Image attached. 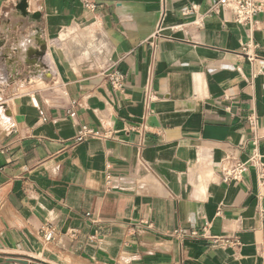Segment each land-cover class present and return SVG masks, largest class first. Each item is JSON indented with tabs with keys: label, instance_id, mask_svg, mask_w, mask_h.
<instances>
[{
	"label": "crops",
	"instance_id": "crops-1",
	"mask_svg": "<svg viewBox=\"0 0 264 264\" xmlns=\"http://www.w3.org/2000/svg\"><path fill=\"white\" fill-rule=\"evenodd\" d=\"M213 1L0 0V98L13 100L0 102V264H264V185L253 168L222 180L264 135V13L254 61L231 14L171 29ZM32 34L35 68L18 51ZM38 81L52 86L20 91ZM79 125L115 134L76 142ZM46 227L60 232L49 243ZM178 227L200 236L181 243Z\"/></svg>",
	"mask_w": 264,
	"mask_h": 264
},
{
	"label": "built area",
	"instance_id": "built-area-1",
	"mask_svg": "<svg viewBox=\"0 0 264 264\" xmlns=\"http://www.w3.org/2000/svg\"><path fill=\"white\" fill-rule=\"evenodd\" d=\"M221 13L231 14L236 23L247 28L249 31V38L242 43L241 50L250 61L257 59L255 52L259 45L252 38L251 32L256 27L255 17L264 13V0H214L204 11L201 10L199 5L192 3L183 9L182 15L184 17L193 16V20L190 22L175 24L171 26V29L175 31H186L190 25L202 28L205 26L208 19L214 16H219ZM160 29L161 25L159 26L156 35L159 34ZM102 71L104 72V75L113 90L121 91L123 89L125 76L122 71L114 69V67L106 68L105 66L102 67ZM259 73H264V68L258 71V74ZM3 80H5V75L0 72V81ZM70 115L75 117L76 113L73 111ZM248 119L252 130L255 131L257 128V117L253 114ZM114 134L115 131L113 130L100 131L88 125H79L75 141L83 142L90 138L108 139L113 137ZM262 138H264V135L260 137L254 136L251 139L253 148L247 160H242L237 156H231L225 160L226 165L224 164L222 175V180L224 182L230 183L243 181L245 174L249 172L250 168H253L257 174L259 186L261 187L264 185V151H262L261 146L259 145V141ZM244 145L245 144H242V148ZM89 215V213L86 214L88 217ZM146 228L153 229V225L147 224ZM41 232L43 241L46 243L54 241L60 233L57 229L52 227H46ZM69 234L72 238H75L77 230L74 229L70 231ZM169 236L182 243L188 238H197L200 234L196 230L188 231L182 227H178ZM211 245L214 247H238L240 245V241L236 237H213Z\"/></svg>",
	"mask_w": 264,
	"mask_h": 264
},
{
	"label": "bare ground",
	"instance_id": "bare-ground-1",
	"mask_svg": "<svg viewBox=\"0 0 264 264\" xmlns=\"http://www.w3.org/2000/svg\"><path fill=\"white\" fill-rule=\"evenodd\" d=\"M23 10V9H22ZM23 14H25V12L23 11L22 12ZM35 33V32H34ZM37 34V33H36ZM42 39V38H41ZM36 41L37 42H41V40H40V38H39V36L38 35H34V34H32L31 36H30V38H25L24 40H22L21 39V41L19 42V49H18V51H19V54H20V57L25 61V62H27L28 63V65L27 66H33V68H35L36 66H35V64H36V57L38 56V53L36 52V47H35V45H37V44H35L36 43ZM44 42V41H43ZM41 44H42V42H41ZM42 45H44V44H42ZM91 46V45H90ZM44 47V46H43ZM40 50H42V49H40ZM88 50V49H87ZM91 50V49H90ZM95 51H97V50H95ZM36 52V53H35ZM87 52V51H86ZM90 52V51H89ZM93 54V53H92ZM39 55H42V54H40L39 53ZM44 55V54H43ZM42 57V56H41ZM40 60V59H39ZM39 63V62H38ZM37 65V64H36ZM40 66V65H39ZM42 67V66H41ZM40 68V67H39ZM44 68V67H43ZM29 69V68H28ZM34 70V69H33ZM41 70V69H40ZM45 70V72H46V69H44ZM38 71V70H37ZM42 72H44L43 70H42ZM44 72V73H45ZM38 73H40V72H38ZM41 75V74H40ZM39 75V76H40Z\"/></svg>",
	"mask_w": 264,
	"mask_h": 264
},
{
	"label": "rangeland",
	"instance_id": "rangeland-1",
	"mask_svg": "<svg viewBox=\"0 0 264 264\" xmlns=\"http://www.w3.org/2000/svg\"><path fill=\"white\" fill-rule=\"evenodd\" d=\"M51 84L52 83H50V82L49 83H46V82L41 83V81H38L37 83H31V84H29L27 86L22 87L20 91L21 92H25L30 87H34V88H47V87H51L52 86ZM54 88H57V87L54 86ZM4 101H8V102H10V104H13V100H10L8 98L7 99H4L3 97H1L0 98V102H4ZM4 115H5V113L0 108V118H1L0 119V125H1L2 118H4Z\"/></svg>",
	"mask_w": 264,
	"mask_h": 264
},
{
	"label": "water",
	"instance_id": "water-1",
	"mask_svg": "<svg viewBox=\"0 0 264 264\" xmlns=\"http://www.w3.org/2000/svg\"><path fill=\"white\" fill-rule=\"evenodd\" d=\"M27 5V3L25 2V1H22L21 3H20V9L21 8H23V7H25ZM34 17H37V15H35ZM4 45V42L3 41H0V49H1V47ZM46 53V48H45V52H44V54ZM44 56V55H43ZM42 56V57H43ZM68 228H69V222L68 223H66V225H65V227L62 229V232L63 233H66L67 232V230H68Z\"/></svg>",
	"mask_w": 264,
	"mask_h": 264
}]
</instances>
